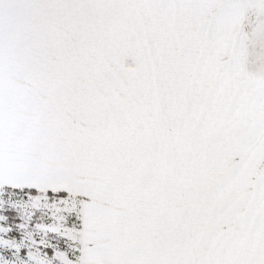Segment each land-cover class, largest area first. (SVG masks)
Returning <instances> with one entry per match:
<instances>
[{"label":"snow or ice","instance_id":"obj_1","mask_svg":"<svg viewBox=\"0 0 264 264\" xmlns=\"http://www.w3.org/2000/svg\"><path fill=\"white\" fill-rule=\"evenodd\" d=\"M0 264H264V0H0Z\"/></svg>","mask_w":264,"mask_h":264}]
</instances>
